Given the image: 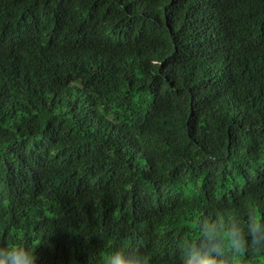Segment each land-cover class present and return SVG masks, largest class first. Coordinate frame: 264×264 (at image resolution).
<instances>
[{
	"label": "trees",
	"instance_id": "obj_1",
	"mask_svg": "<svg viewBox=\"0 0 264 264\" xmlns=\"http://www.w3.org/2000/svg\"><path fill=\"white\" fill-rule=\"evenodd\" d=\"M261 217L264 0H0V242L184 264L232 231L212 255L264 264Z\"/></svg>",
	"mask_w": 264,
	"mask_h": 264
},
{
	"label": "clouds",
	"instance_id": "obj_2",
	"mask_svg": "<svg viewBox=\"0 0 264 264\" xmlns=\"http://www.w3.org/2000/svg\"><path fill=\"white\" fill-rule=\"evenodd\" d=\"M112 36H114V34ZM63 177L64 185L72 189L78 186L95 183L93 179L88 177L78 168L74 167L71 163L69 164L66 174ZM43 182L52 186L57 192L62 193L63 187L57 188L54 184L53 178L43 180ZM27 202L34 210L40 206V203L35 198ZM261 219H264V217H261ZM251 229V234L253 235V239H255L257 230L259 229V220L253 219ZM204 233L209 239L219 240L220 243L213 245V247L207 249V251H205L203 247L197 249L195 245L190 246L185 255L184 264H222V261L217 260V258L212 255V252L219 248L222 253L224 243H227V245L236 253H240L245 250L246 241L240 233L232 231L216 233L207 229L204 230ZM261 239L264 240V237H261ZM36 262V255L26 245L17 243L8 246L5 243L0 242V264H36ZM107 264H136V262L129 259L124 250H115L109 255Z\"/></svg>",
	"mask_w": 264,
	"mask_h": 264
}]
</instances>
